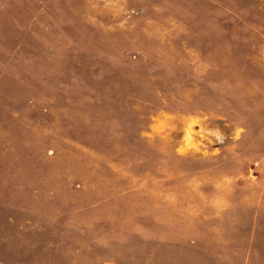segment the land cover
<instances>
[{
  "label": "rangeland",
  "instance_id": "1",
  "mask_svg": "<svg viewBox=\"0 0 264 264\" xmlns=\"http://www.w3.org/2000/svg\"><path fill=\"white\" fill-rule=\"evenodd\" d=\"M0 264H264V0H0Z\"/></svg>",
  "mask_w": 264,
  "mask_h": 264
}]
</instances>
